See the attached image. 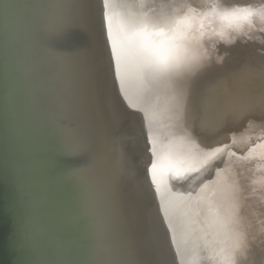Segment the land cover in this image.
I'll use <instances>...</instances> for the list:
<instances>
[{"label":"water","instance_id":"water-1","mask_svg":"<svg viewBox=\"0 0 264 264\" xmlns=\"http://www.w3.org/2000/svg\"><path fill=\"white\" fill-rule=\"evenodd\" d=\"M232 1L244 2L226 0L223 12L260 19V8L242 11L246 4ZM119 2L108 0L106 30L101 0H91L83 28L64 25L59 0H0V264H91L109 243L127 246L135 264H242L252 253L239 254L234 239L228 257L219 258L214 242L213 255L203 245L217 215L234 238L213 181L229 152L243 149L229 132L191 119L194 104L202 120L215 118L217 82L207 79L198 97L178 91L170 75L149 66L140 39L130 38ZM188 2L199 9L201 0ZM156 5V19H147L173 29L181 61L203 60L195 8ZM70 130L79 145L69 152L61 143Z\"/></svg>","mask_w":264,"mask_h":264},{"label":"bare ground","instance_id":"bare-ground-1","mask_svg":"<svg viewBox=\"0 0 264 264\" xmlns=\"http://www.w3.org/2000/svg\"><path fill=\"white\" fill-rule=\"evenodd\" d=\"M132 4H131V2ZM169 2H173V6L171 7V9H173L174 7H177L178 9L181 10V12L183 10V12L186 11H192V8L194 7H190V3H185V0H168ZM224 1L226 0H201L200 3V7L199 9L195 8V11L192 12V16H195V18H197L198 21H200V28H198V32H196V41H195V48L197 50L198 46L205 51L203 56L204 59L201 60L199 58H197V61H199L198 63L201 64V68L202 70H209L211 73V76L209 78H207L208 80L210 79V81L215 80V82H217V89L218 90L216 92L217 95H220L218 97H220V99L218 100V98H216L215 100V107H216V113H214L215 115H213L214 117H216L217 113L222 111L224 108V105L226 103V96L225 95H231L230 94V88L231 86H233V84L235 85V81L239 82L240 85H242L243 80L239 79L236 76V73H238L240 71L241 66H245L247 65L246 60L244 61V63L239 62L238 60H236L234 62L233 57L231 52H230V46L233 45V38L236 37L237 35H242L244 33V27L245 24L243 26H240L239 23H236L232 26H229L227 23H225L224 21L221 20L220 18V14L221 12L223 13V11L219 10L220 7L224 6L222 3H224ZM128 6H129V11L126 9L125 7V3L123 2V0H120V5H118L116 12L123 14L124 16V23H128L130 25V30L132 31V27L131 25L133 23L138 24V22H140V17H145V19L147 18H153L156 19L157 15L153 12L150 13V8L152 9L154 6L156 5V0H126ZM160 3V2H159ZM118 4V3H117ZM227 4H245L244 2H234L232 1L231 3ZM244 6V5H242ZM187 8V9H186ZM155 9V7H154ZM235 9V8H234ZM242 11H244V7H242L241 9ZM215 11V15L211 16V17H206L208 15V12H212ZM204 18V19H203ZM144 19V20H145ZM148 20V19H147ZM155 21V20H154ZM239 26V27H238ZM194 32V31H193ZM221 41V42H220ZM201 44L198 45V44ZM220 46V47H219ZM223 55H227L225 56L226 58H222ZM237 58V57H236ZM202 61V62H200ZM224 61V63H223ZM241 61V60H240ZM243 61V60H242ZM246 62V63H245ZM218 65H223V69L218 70L217 67H219ZM225 65V66H224ZM233 67H236V70L233 69ZM242 80V81H241ZM245 80V79H244ZM209 81V85L207 86V88H209L210 90L211 85L213 83H210ZM210 90L209 93L207 95V97L210 96ZM219 104L222 105V107H219ZM221 122L224 125V129L219 132L220 130V125L218 127H216L217 133H222L224 132L222 135L225 137L226 131L230 132V128L228 129V127H226V125H229L231 122V115L225 114V118H223L221 120ZM162 123V122H161ZM161 123L160 121L157 120V122H155V128L159 127L160 129L161 127ZM228 123V124H227ZM232 123V122H231ZM258 124L259 121H258ZM261 127V125H259ZM262 129L259 128V133L260 135H264V130L261 131ZM230 133H229V140L230 138ZM232 140V139H231ZM232 142V141H231ZM229 157H227L226 159H224L222 161V163L219 166V170H217V174L216 177L219 179H221V181L223 182V184L221 185L220 182H215L214 186L216 187L217 193L219 194L221 203L224 207V211H225V215L228 217V220L231 223V229L233 230V235L235 238H237L238 236L236 234L241 233L242 231L245 234H249L250 232L253 233V235L256 237V240L258 241V244H262L261 241H263V244L260 248H263L264 251V221L259 222L258 219H262L264 218V210L262 209L261 212H259L256 216L255 213L252 210H249V205H247V201L244 198L243 195V191H242V186H241V182L239 180V173L237 170L236 165L234 166L233 163V150L229 152ZM235 155V153H234ZM240 156V155H238ZM237 160V159H236ZM238 163H240L237 160ZM243 165V164H242ZM264 165L260 168H258L257 170H261L263 169ZM223 171L225 173H223ZM224 175L226 176L224 178ZM228 176V177H227ZM251 177V175H250ZM257 177L259 179L262 178V176L260 174L257 175ZM227 178V181H226ZM254 179V178H253ZM212 182V181H211ZM217 184H220V189L218 187ZM235 190L239 192L240 196H237V194H235ZM189 209L192 210V213L194 215H196V212L198 213L200 210L197 209V207L195 206H189ZM246 209V211H244ZM241 211L245 212V215H241ZM245 218V222H247L248 226H244L243 224V220ZM216 222L218 224V226H216V224H214V222L210 221V229L206 228L205 231V235H208L209 238H207V240L204 238L205 242L207 244L206 248L208 249V251H210V253L213 255V251L211 249V246L213 248V242L216 246V248H214V250L218 253H220L221 256H219V258L221 257H228V253H227V248L229 246L230 241L232 242V239L235 238L231 237V235H228V230L226 228V226L224 225L225 222L224 220L221 221L220 217H218L217 215V219ZM259 227V228H258ZM258 229H259V233H258ZM208 230V231H207ZM253 230H256V232H254ZM241 231V232H240ZM226 235V236H225ZM259 235V236H257ZM215 236L217 238H215ZM251 236V235H250ZM209 240V242H208ZM217 241V242H216ZM236 242V241H235ZM216 243L220 244V246H218ZM211 244V246H210ZM242 245H240L238 243L237 247H238V253L241 254L240 250L245 254V252L249 251L250 253H252V257L256 260L257 256L255 254V252L257 253V248L255 247V249L252 247H249L247 249V246L244 245L243 243H241ZM255 244V243H253ZM240 249V250H239ZM246 249V250H245ZM254 249V251H253ZM259 253V252H258ZM249 254V253H247ZM240 256V255H239ZM253 258H247L245 261L242 262V264H253L251 259ZM205 259L207 260V258L205 257Z\"/></svg>","mask_w":264,"mask_h":264},{"label":"snow or ice","instance_id":"snow-or-ice-1","mask_svg":"<svg viewBox=\"0 0 264 264\" xmlns=\"http://www.w3.org/2000/svg\"><path fill=\"white\" fill-rule=\"evenodd\" d=\"M102 3V26L110 29V18L107 14L108 0H101ZM59 7L63 10V22L65 26L85 27L91 21L90 7L91 0H59ZM239 7V6H238ZM250 8V5L242 6ZM252 15V12H247L245 15L233 10L231 12H223L220 14L222 21L232 26L241 20H247ZM182 21H175L174 26H178ZM132 32L130 38H139L141 47L146 54V60L150 67L163 75H170L173 83L178 91L189 89L194 96H199L200 89L205 85L207 78L211 76L209 70H202L201 64L198 62L185 63L181 61L177 55V49L171 43V37L161 25L159 20H141L138 24L131 25ZM109 42L112 43V59L116 60L115 44L111 40L110 30L106 33ZM264 39V38H262ZM258 73L261 78H264V65L258 68L254 64L246 65L240 69L236 76L239 79H247L249 75ZM215 89L210 90L209 100L214 101ZM264 111V92L259 95L250 93L247 90H242L239 95L229 96L226 100L222 111L218 112L212 121L202 120L200 108L198 104H194L191 112L193 124L199 120L203 127L216 128L221 120L225 118V114L231 115L234 118H239L245 121V124L253 117V114L258 110ZM148 144H152V140H148ZM79 145L77 136L70 130L63 138L61 148L64 151H73ZM226 147V145H222ZM148 151L155 157V152L151 147ZM158 167L155 159L152 160L148 167V172L152 175V182L155 183L154 170ZM91 264H135L132 254L127 246L123 244L109 243L101 250L95 253L94 260Z\"/></svg>","mask_w":264,"mask_h":264},{"label":"rangeland","instance_id":"rangeland-1","mask_svg":"<svg viewBox=\"0 0 264 264\" xmlns=\"http://www.w3.org/2000/svg\"><path fill=\"white\" fill-rule=\"evenodd\" d=\"M238 3V2H237ZM246 5L253 6L254 10L259 9V11L255 12L259 15L260 19L257 16L249 17L247 20V24L244 27V33L242 35H237L234 37L233 45H231L230 52L232 54L234 62L238 60L239 62H243L246 60L247 65L254 64L257 68L261 65H264V0H252V2H248L244 0ZM250 7V8H251ZM222 7L219 10L222 11ZM249 8H244V11H247ZM257 18V19H256ZM255 19L253 26H249L250 22ZM240 44V45H239ZM251 47V48H250ZM237 57V58H236ZM241 60V61H240ZM243 60V61H242ZM245 62V63H246ZM246 66V65H245ZM244 66V67H245ZM243 66L239 67L240 69L244 68ZM242 81V80H241ZM251 89V90H249ZM242 90H247L250 93H254L259 95L264 92V80L258 73H253L249 75L247 79H243L242 85L239 82L235 81V85L231 86L230 94L231 96L239 95ZM226 100L229 95H225ZM254 118L248 120L245 124V121L239 118H234L231 116V122L229 124L230 128V141L235 143L240 142V149L242 150H233V163L236 165L239 180L241 182L242 191L245 200L247 201V205H249V210H252L255 213V216L264 210V167L261 170H257L258 168L264 165V135H260L259 128L264 130V111L258 109L254 114ZM258 121L260 124H258ZM236 123V124H235ZM220 130L221 132L224 129V125L220 122ZM261 125V127L259 126ZM243 130V131H242ZM242 131V132H241ZM247 133V135L245 134ZM250 133H252L250 135ZM246 135L245 138L242 139V136ZM247 137V138H246ZM249 137V138H248ZM241 138V139H240ZM242 147V148H241ZM235 153V155H234ZM240 155V156H238ZM240 162L238 163L237 160ZM243 164V165H242ZM223 173H225L223 171ZM260 174L262 176L261 179L257 177ZM251 175V177H250ZM226 176L224 175V178ZM228 177V176H227ZM254 178V179H253ZM227 181V178H226ZM220 182L222 185L223 182L221 179L217 178L216 183ZM220 184H217L219 189ZM235 194L240 196L239 192L235 190ZM246 211V209L244 210ZM241 215H245V212L241 211ZM259 222L264 221V218L258 219ZM244 226H248L247 222H245V218L243 220ZM259 228V227H258ZM256 232V230H253ZM241 232V231H240ZM259 233V229H258ZM238 237L235 238V243L238 245L247 246V249L251 245L255 249L257 248V253L255 252L257 259H254L251 254V261L253 264H264V251L263 248H260L263 244H258L256 237L252 232L249 234H245L243 231L241 233L236 234ZM259 236V235H257ZM255 243V244H253ZM253 249V251H254ZM240 250V249H239ZM246 250V249H245ZM241 253H243L240 250ZM259 252V253H258Z\"/></svg>","mask_w":264,"mask_h":264}]
</instances>
